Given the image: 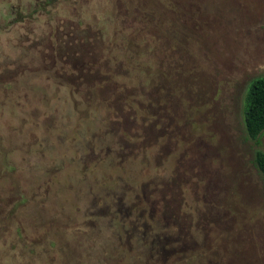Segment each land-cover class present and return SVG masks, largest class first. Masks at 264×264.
I'll use <instances>...</instances> for the list:
<instances>
[{
  "label": "rangeland",
  "instance_id": "obj_1",
  "mask_svg": "<svg viewBox=\"0 0 264 264\" xmlns=\"http://www.w3.org/2000/svg\"><path fill=\"white\" fill-rule=\"evenodd\" d=\"M261 77L264 0H0V264H264Z\"/></svg>",
  "mask_w": 264,
  "mask_h": 264
},
{
  "label": "trees",
  "instance_id": "obj_2",
  "mask_svg": "<svg viewBox=\"0 0 264 264\" xmlns=\"http://www.w3.org/2000/svg\"><path fill=\"white\" fill-rule=\"evenodd\" d=\"M245 128L249 138L256 142L264 133V77L251 84L245 111ZM255 161L264 179V152H258Z\"/></svg>",
  "mask_w": 264,
  "mask_h": 264
}]
</instances>
